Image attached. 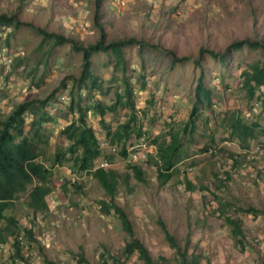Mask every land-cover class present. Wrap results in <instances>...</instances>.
I'll use <instances>...</instances> for the list:
<instances>
[{
	"label": "rangeland",
	"instance_id": "374dc122",
	"mask_svg": "<svg viewBox=\"0 0 264 264\" xmlns=\"http://www.w3.org/2000/svg\"><path fill=\"white\" fill-rule=\"evenodd\" d=\"M95 5V0H0V12L14 13L19 20L87 44L99 37ZM99 22L106 41L132 36L144 42L122 48L125 70L114 66L111 52L97 51L92 57V70L102 88L110 86L106 94L95 91L96 96L111 101L115 88L122 87L116 78L122 76L133 85L138 123L152 144L146 157L137 161L143 168L144 181L136 179L127 167V161L117 151L120 144L111 151L98 115L88 112L103 150L113 152L112 161L106 165L117 170L113 201L125 211L134 235L153 258L165 256L169 264L179 263L160 221L181 245L188 238L190 250L200 254L199 264H264V132L249 139L247 148L227 137L232 111L241 113L249 122L257 119L264 127V105L255 98L247 100L240 75L262 53L244 46L223 63L203 54V80L210 89L211 106L199 107L195 130L190 135L182 127L191 111L201 68L192 61L177 62L171 67V56L164 50L197 56L200 47L221 51L235 39H264V0H126L123 5L116 0H102ZM10 29L0 32V118L17 102L45 98L64 75L77 76L80 70V54L71 51L68 44L54 47L46 56L37 45L40 36L31 27L21 25L11 31L6 43L3 40ZM44 47L49 50L50 41ZM20 56L25 61L13 68ZM39 60L42 63L35 67ZM45 61L48 71L41 76ZM142 78L145 86L141 88ZM260 90L264 91V86L256 93ZM66 98L64 90L46 105L54 117L45 123L47 153L67 143L60 133L71 117L64 115ZM128 113L118 107L115 112H106L105 120L115 127ZM177 129L182 136V160L163 180L157 174L156 149L160 142L169 141ZM136 139L132 135L127 146ZM205 146L207 149H200ZM233 156L238 159L236 164ZM101 160L105 158L95 163ZM64 176L71 182L77 179L78 186L67 182L64 188ZM186 179L192 182L191 188ZM53 180L47 211L34 215L27 206V197L5 209L4 214H13L22 226L32 228L33 237L24 231L19 235L23 258L13 255L12 238L0 245V264H77L78 252L92 262H99L104 254L108 262L112 255L118 264L143 263L137 251L124 256L123 246L129 235L116 212L102 211L99 201H108L109 195L96 178L89 174L76 176L68 167L58 165ZM247 206H252L253 211L239 209ZM226 216L240 220V241L233 236Z\"/></svg>",
	"mask_w": 264,
	"mask_h": 264
},
{
	"label": "trees",
	"instance_id": "16d2710c",
	"mask_svg": "<svg viewBox=\"0 0 264 264\" xmlns=\"http://www.w3.org/2000/svg\"><path fill=\"white\" fill-rule=\"evenodd\" d=\"M101 1L95 0L94 10V21L99 29V37L94 42L87 44L62 32L49 31L44 27L19 20L14 13L0 12V32L7 27L11 28L6 33L7 36L4 37L3 41L6 43L9 42L8 34L11 31L16 30L21 25H28L40 36V42L37 45L46 56H50L54 47H60L64 44H68L71 51L80 54V70L77 76L64 75L58 86L53 88L45 98H31L17 102L0 118V245L12 238L11 243L15 248L13 255L23 258V240H21L19 235L24 231V234L32 238V228L22 226L15 215H6L4 211L9 204L21 197H27V206L34 215L37 212L47 211L49 209L47 195L53 189L54 169L55 166L59 165L68 167L76 176L89 174L96 178L104 187L109 199L108 201L103 199L99 201L102 211L105 213L116 212L129 235L123 246L125 257L137 251L138 256L143 260L142 264H169L165 256H159L157 259L152 257L145 244L134 235L131 222L125 211L113 201L117 186V170L110 166H100L95 163L101 157L105 158L106 161H112L114 151L105 152L103 150L95 129L88 120V112L98 115V122L105 132V140L110 145L120 144L117 151L122 158H125L127 154L128 139L132 135L138 137L142 133L135 108V92L127 77L116 78V80H121L122 87L120 89L118 88L119 86L115 88L114 98L111 101L101 99L95 94V91L106 94L110 86L103 89L101 80L93 73L92 57L94 53L97 51L111 52L115 58L114 66L118 67L120 65L125 70L126 61L122 48L129 43H144L142 40L132 36L106 41L104 27L99 22ZM48 41H50V48L46 50L44 44ZM244 46L259 50L262 53V57L250 62L241 71V86L246 92L248 101L255 98L264 105V91L260 90L259 93H256L261 86H264V39L247 37L235 39L221 51L200 47L197 56L189 54L177 55L170 49H164L171 56V67L177 62L192 61L201 68L193 91V104L188 119L182 127L183 131H189L191 135L195 130V119L199 115V107L211 106L210 89L203 80L204 68L201 60L203 54H209L223 63L232 52L242 49ZM41 60L35 63V67L40 66ZM24 61L23 56L18 57L13 64V68H16ZM43 69L44 72L41 76L48 71L47 61L44 62ZM143 86H145L144 78H142L140 87L142 88ZM64 90L68 93L64 115L70 114L71 117L61 127L60 133L65 136L67 143L65 145L58 144L52 152L47 153L46 146L49 142V137L47 132H45V123L53 120L54 117L46 109V105L52 96ZM65 97L67 96L65 95ZM118 107L128 110V116L123 122L111 127L105 120V114L108 111L115 112ZM27 119L29 120L27 121ZM227 125L230 128L227 137L229 139H237L243 148L248 147L249 139L256 137L260 132H264V127L261 126L257 119L249 122L237 111L230 113ZM180 129L171 134L169 141H162L157 146V160L155 163L157 174L163 180L171 176L173 167L182 160ZM153 141L156 142V138ZM200 149L205 150L207 146ZM237 161L238 159L233 156V162L236 164ZM126 164L136 179L145 180L141 165L137 162H126ZM63 179V187L65 188L67 182L71 181L67 176H64ZM76 181L77 179H74L71 183L77 187ZM186 183L188 188L192 187L190 180L186 179ZM239 209L247 212L253 211L252 206L240 207ZM226 220L229 224H232L233 236L236 237L237 241H240V236L242 235L240 220L230 216H226ZM160 226L169 245L174 249L175 258L179 264L200 263V254L193 249L190 250L188 238L181 245L177 238L169 232L163 221H160ZM77 255V264H118L117 257L112 255H110L111 262H108L104 254H101L99 262L87 260L81 252H78Z\"/></svg>",
	"mask_w": 264,
	"mask_h": 264
},
{
	"label": "built area",
	"instance_id": "2783aa9c",
	"mask_svg": "<svg viewBox=\"0 0 264 264\" xmlns=\"http://www.w3.org/2000/svg\"><path fill=\"white\" fill-rule=\"evenodd\" d=\"M125 1L126 0H116V3L123 5L125 4ZM151 146L152 144L151 142H149V138L144 132H142L131 145L126 147L127 154L124 160L130 163H134L144 159L148 152H150ZM110 148L112 151H115L117 150V145H110ZM209 150H212V148H209ZM107 163L108 162L106 160H101L100 162H98V165L106 166Z\"/></svg>",
	"mask_w": 264,
	"mask_h": 264
}]
</instances>
